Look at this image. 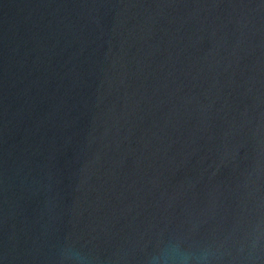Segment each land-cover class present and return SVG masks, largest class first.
<instances>
[{
  "label": "water",
  "instance_id": "obj_1",
  "mask_svg": "<svg viewBox=\"0 0 264 264\" xmlns=\"http://www.w3.org/2000/svg\"><path fill=\"white\" fill-rule=\"evenodd\" d=\"M264 264V0H0V264Z\"/></svg>",
  "mask_w": 264,
  "mask_h": 264
},
{
  "label": "clouds",
  "instance_id": "obj_2",
  "mask_svg": "<svg viewBox=\"0 0 264 264\" xmlns=\"http://www.w3.org/2000/svg\"><path fill=\"white\" fill-rule=\"evenodd\" d=\"M190 259L191 253L181 250L178 245L171 248L166 246L158 255V260H161L162 264H188Z\"/></svg>",
  "mask_w": 264,
  "mask_h": 264
}]
</instances>
